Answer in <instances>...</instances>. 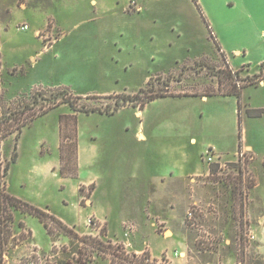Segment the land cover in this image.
Returning a JSON list of instances; mask_svg holds the SVG:
<instances>
[{"label":"rangeland","instance_id":"rangeland-1","mask_svg":"<svg viewBox=\"0 0 264 264\" xmlns=\"http://www.w3.org/2000/svg\"><path fill=\"white\" fill-rule=\"evenodd\" d=\"M0 24V112L33 118L7 176L11 193L146 264L142 253L153 248L163 251L151 253L152 264H264V115L246 112L264 107V0H0ZM228 65L240 84L253 83L241 115L235 95L203 99ZM141 88L172 94L143 109L86 111L111 110L122 94L143 97ZM240 129L254 153L238 150ZM16 134L2 141L5 161ZM212 147L224 169L176 178L209 167ZM240 157L242 175L232 164ZM171 173L173 191L162 184ZM48 222L52 233L15 211L20 239L6 264H113Z\"/></svg>","mask_w":264,"mask_h":264},{"label":"trees","instance_id":"trees-1","mask_svg":"<svg viewBox=\"0 0 264 264\" xmlns=\"http://www.w3.org/2000/svg\"><path fill=\"white\" fill-rule=\"evenodd\" d=\"M216 41V40H215ZM216 43H218L216 41ZM219 50L221 51V47L219 48ZM223 57L224 59L226 58V56L223 53ZM227 64H229V62H227ZM264 67V62L261 63L260 68ZM1 69H2V56L0 54V80H1ZM226 70V71H225ZM238 70L234 71L233 68H231L230 65L227 66V68H222L221 71H219V73H217L218 76V88L215 91H211L210 93H205L203 95L206 96H213V95H224V96H232L235 95L238 98V108H239V115H241V111H242V91L243 88L248 86V85H252L253 83H251L248 80H244L243 79V83H239L238 82V74H237ZM260 81V80H255ZM152 83V78L149 81V84ZM259 83V82H257ZM255 84V83H254ZM1 88V85H0ZM140 92L144 93L143 97H138V95H128V94H122V95H118L122 97V101H116V105L115 107H113V109L108 110V109H101L99 107H95L93 109H87V112H93V111H100V112H108L109 114H113V112H115L117 109H119L120 107L125 106V104H133L134 106L139 107V109H143L146 105L147 102L152 101L154 99H157L159 97H167L170 96L172 93H169L167 91L164 92H146L145 88H141ZM65 99V97H64ZM136 99V100H135ZM1 100V98H0ZM65 103H69L70 106L74 109V110H79V107L77 106V104L70 100L67 99L64 101ZM247 114L249 117H262L264 115V107H259V108H247ZM49 111H46V113H48ZM19 114V115H18ZM26 119V118H25ZM27 120V119H26ZM24 121L23 118H21V113H14V112H10L8 113V115L3 114L2 112H0V148H1V144L3 139H5L6 137H8L9 135L13 134L14 132H16L17 130V134L15 135V145H14V149H13V153H12V157L10 161H5L3 160L2 156H1V152H0V264H6V255L9 252V249L11 247H15L17 245L18 240L20 239L16 233H15V211L17 210H22L24 212H28L36 217H38L41 222H43L44 226L46 227V229L48 230L49 233H52L50 227H49V219H52L54 222H56L59 227L64 230L66 233L70 234V236L74 237V238H78L80 240H84V242H86L88 245H90L93 248H97L99 251H103V252H107L110 253L112 255V261L113 264H115V260L118 258L120 260H122L123 262H126L127 264L129 262H134V261H138L141 262L142 264H146L145 260L143 258L141 259H137L136 255L133 254V256L130 258V256L128 254H125V251H123L121 255V253H118L116 247L110 245V244H105L102 241H100L98 238L96 237H84V238H80L79 235L72 230L71 228H69L65 223H63L59 218L55 217L54 215H52L48 210L46 209H42L40 207H38L37 205H34L28 201H25L19 197H17L16 195H14L13 193L10 192L9 189V185H8V181H7V176L9 174V170L11 168V163L12 162H16L18 160L19 157V153H18V144H19V139L21 138V134H22V129L25 126H28L29 123L33 120V118H29L27 121ZM16 126V129L15 127ZM66 148L68 149L69 152V146L65 145ZM64 148V143L61 142L59 149H60V157H61V162L62 165L64 166V161L66 158H63V154H62V149ZM238 150L240 151V153H242L243 150V141H242V131L241 129L239 130V147ZM254 156V155H252ZM242 157L239 158L238 162H233L232 164L236 167H238L239 170V174L242 175L243 171H242ZM62 166V167H63ZM224 168H222L220 166V163L218 162H214L211 163L209 165V171L211 175H217L219 173V170H222ZM64 171V167L63 169H61V172ZM226 171V170H224ZM241 177V176H240ZM242 179V178H241ZM241 182H243L241 180ZM223 188V186H222ZM83 188L81 187V190ZM243 189H245V187H243ZM216 191V188H215ZM235 193V191H234ZM241 195L243 196V191H240ZM232 196H235L234 194ZM234 198V197H233ZM234 203V202H233ZM232 207L234 211L235 206ZM20 226H23V223L20 222L19 224ZM112 246V247H111ZM118 248H120V246H118ZM123 249V247H122ZM20 264H40L38 260H24V262L20 263ZM45 264H54V263H45ZM148 264V263H147Z\"/></svg>","mask_w":264,"mask_h":264},{"label":"crops","instance_id":"crops-1","mask_svg":"<svg viewBox=\"0 0 264 264\" xmlns=\"http://www.w3.org/2000/svg\"><path fill=\"white\" fill-rule=\"evenodd\" d=\"M2 27H4V29L5 30H7V28L5 27V25H2V24H0V32H1V29H2ZM41 31V28H38V29H36V35L38 36V33ZM40 38V37H39ZM41 39V38H40ZM33 57V56H32ZM31 57V58H32ZM263 84H264V79H263ZM202 98V97H201ZM206 98H208V96H204V98L203 99H206ZM248 108H255V107H248ZM256 108H259V107H256ZM246 110H247V108H246ZM247 112V111H246ZM138 114H140V113H138ZM193 139V141H195V138H192ZM213 149H214V151H215V153L217 154V155H219V152L220 151H218L217 152V150L214 148V147H212ZM251 150L252 152H253V150H252V147L250 146V145H247V146H245L244 144H243V150ZM223 153V152H222ZM254 153V152H253ZM254 156H255V154H253ZM59 163L61 164V157H60V160H59ZM210 173V171H209V167L207 166L202 172L200 171V172H191V173H189V174H185V175H182L181 177H176L177 179H180V181L182 180V179H186L187 177H193V176H196V175H203V174H209ZM174 177V175L171 173V175H170V177H163V179H162V184H164V185H166L167 187H169L170 185V183H168V180L170 181V180H172V179H174L173 178ZM169 189L170 190H172L170 187H169ZM173 191V190H172ZM176 194H181L180 192H176ZM102 217L103 218H105V220H104V223H106L108 226H110V217H109V214H108V212H104L103 214H102ZM260 222H262L263 224H264V217L263 218H261L260 219ZM155 249L153 248L152 250H151V253L154 255H157V254H160L163 250H159V251H156L157 252V254L155 253Z\"/></svg>","mask_w":264,"mask_h":264},{"label":"built area","instance_id":"built-area-1","mask_svg":"<svg viewBox=\"0 0 264 264\" xmlns=\"http://www.w3.org/2000/svg\"><path fill=\"white\" fill-rule=\"evenodd\" d=\"M21 28L22 29H27V28H29L28 27V25L27 24H23L22 26H21ZM242 154V153H241ZM243 155V154H242ZM219 155H217L216 153H215V151H214V149H209V150H207V152H206V154H205V160H206V162L207 163H209V165L211 164V163H214V162H218L216 159L218 158L219 159V157H218ZM245 194H246V189H243V196H245ZM188 215H189V217H190V219H193V215H194V212L193 211H190L189 213H188ZM250 238H251V235H250ZM148 251V250H147ZM176 255L178 254V253H175ZM142 255H144L145 257V259H146V261H148V262H152V263H155V259H154V257L151 255V253H142ZM170 256H168L167 254H165L164 256H163V258L161 259L162 261L163 260H165V259H167V258H169ZM164 262V261H163ZM151 263V264H152Z\"/></svg>","mask_w":264,"mask_h":264}]
</instances>
